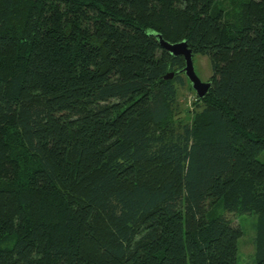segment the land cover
<instances>
[{
	"label": "trees",
	"instance_id": "obj_1",
	"mask_svg": "<svg viewBox=\"0 0 264 264\" xmlns=\"http://www.w3.org/2000/svg\"><path fill=\"white\" fill-rule=\"evenodd\" d=\"M222 1L0 0V264H237L243 215L264 264V0Z\"/></svg>",
	"mask_w": 264,
	"mask_h": 264
},
{
	"label": "rangeland",
	"instance_id": "obj_2",
	"mask_svg": "<svg viewBox=\"0 0 264 264\" xmlns=\"http://www.w3.org/2000/svg\"><path fill=\"white\" fill-rule=\"evenodd\" d=\"M231 0L222 1L221 5L226 11L230 10V14L235 13V10L228 2ZM193 69L195 74L203 82H207L211 75V68L209 60L205 56L194 55L192 57ZM184 74V73H183ZM185 77V75H184ZM186 81V79H184ZM196 94L188 85V82L178 88L177 91V102L179 106L178 117L180 119H186V111L192 110L193 102L195 101ZM189 114V113H187ZM259 159L264 160V152L259 157ZM236 221L242 227L243 234L238 240V261L237 264H252L253 256V239L255 236L254 223L256 217L254 216H238Z\"/></svg>",
	"mask_w": 264,
	"mask_h": 264
},
{
	"label": "water",
	"instance_id": "obj_3",
	"mask_svg": "<svg viewBox=\"0 0 264 264\" xmlns=\"http://www.w3.org/2000/svg\"><path fill=\"white\" fill-rule=\"evenodd\" d=\"M159 44L160 46L168 51L172 56H180L182 57L184 61V66L182 68V71L187 78V80L191 84V88L195 92L197 98H202L204 94L207 92L210 83L209 82H203L199 79V77L195 74L193 69V62L192 57L193 54L191 50L187 47V44L185 42H179V43H169L161 38V36H158ZM173 76V73H167L164 75L165 79H171Z\"/></svg>",
	"mask_w": 264,
	"mask_h": 264
}]
</instances>
